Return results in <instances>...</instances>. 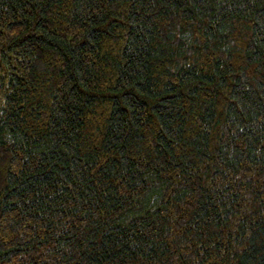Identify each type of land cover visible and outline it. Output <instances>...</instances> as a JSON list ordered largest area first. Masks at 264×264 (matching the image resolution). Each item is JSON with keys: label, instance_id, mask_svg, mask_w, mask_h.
Returning a JSON list of instances; mask_svg holds the SVG:
<instances>
[{"label": "trees", "instance_id": "trees-1", "mask_svg": "<svg viewBox=\"0 0 264 264\" xmlns=\"http://www.w3.org/2000/svg\"><path fill=\"white\" fill-rule=\"evenodd\" d=\"M0 264H264V0H0Z\"/></svg>", "mask_w": 264, "mask_h": 264}]
</instances>
